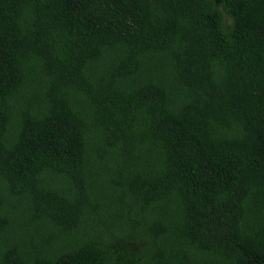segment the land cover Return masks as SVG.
I'll return each instance as SVG.
<instances>
[{"label":"trees","instance_id":"16d2710c","mask_svg":"<svg viewBox=\"0 0 264 264\" xmlns=\"http://www.w3.org/2000/svg\"><path fill=\"white\" fill-rule=\"evenodd\" d=\"M0 264H264V0H0Z\"/></svg>","mask_w":264,"mask_h":264}]
</instances>
